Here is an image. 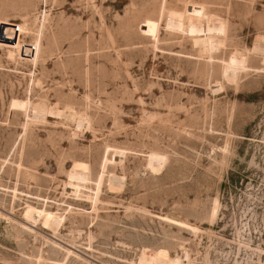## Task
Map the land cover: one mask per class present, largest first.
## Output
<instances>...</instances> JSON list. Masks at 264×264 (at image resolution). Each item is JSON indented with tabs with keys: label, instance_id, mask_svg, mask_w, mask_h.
<instances>
[{
	"label": "rangeland",
	"instance_id": "1",
	"mask_svg": "<svg viewBox=\"0 0 264 264\" xmlns=\"http://www.w3.org/2000/svg\"><path fill=\"white\" fill-rule=\"evenodd\" d=\"M188 4L225 25L212 54L165 28ZM0 21L40 44L0 47V264H264V0H0Z\"/></svg>",
	"mask_w": 264,
	"mask_h": 264
},
{
	"label": "bare ground",
	"instance_id": "2",
	"mask_svg": "<svg viewBox=\"0 0 264 264\" xmlns=\"http://www.w3.org/2000/svg\"><path fill=\"white\" fill-rule=\"evenodd\" d=\"M2 22L4 21H0V36H3V39H0V47L7 50L6 59H8V61L14 62H16L17 60H22L31 62L33 64L36 63L39 56V39L36 37L34 43L30 46L24 45L21 41V36L30 34V30L25 25L14 26L11 24H1ZM165 28L170 33H176L191 38L193 45L195 47H198L200 50L207 52V54H212V51L216 50L220 46V44L222 43L220 36L224 35L226 31L223 22H221L220 24H214L213 16L205 12V9L202 6L193 4L186 5L184 10L182 11H168L166 16ZM223 39L224 38H222V40ZM208 61L210 64H212V57H210V55ZM246 61L247 59L245 60V58L240 54H231V57L229 55V58L227 60H222L221 63H219L222 78H225L227 82L228 78L236 80L242 72L247 70V66L245 65ZM258 70L261 74H264V58L262 59L261 66ZM258 70H254L255 73ZM214 88L215 91L221 90L222 85L218 84ZM30 105L31 103L28 100L13 99L10 102V108H12L11 111H20V113H26L28 108L31 107ZM31 110V120L43 119L47 114H56L65 118L66 120L74 121V123H76L75 125L77 130H82L86 125H88L87 120L83 118L82 115L73 111L70 107H66L64 111L55 110L53 108L43 109L38 107H33ZM25 217L32 222H36V220H38V215L32 208H28V210H26ZM183 253L184 255H182L188 260V251H184ZM152 264L185 263L182 258L176 256L172 259L169 257L167 251L161 250L154 257Z\"/></svg>",
	"mask_w": 264,
	"mask_h": 264
}]
</instances>
